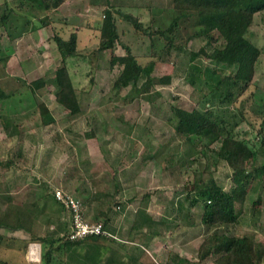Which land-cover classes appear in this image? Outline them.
<instances>
[{
    "label": "rangeland",
    "instance_id": "obj_1",
    "mask_svg": "<svg viewBox=\"0 0 264 264\" xmlns=\"http://www.w3.org/2000/svg\"><path fill=\"white\" fill-rule=\"evenodd\" d=\"M4 1L0 0V16ZM8 1L17 5L14 0ZM114 7L137 15L151 29L166 28L179 15L172 0H67L59 12H42L40 15L45 19L52 17L51 25L14 39L7 35L3 37L0 55L5 54V57L0 59V87L8 96L0 99V112L19 123L22 132L9 136L0 120V156L15 161L9 167L0 168L1 187L3 191L10 189L18 204L38 200L41 205L47 203L32 227L23 224L20 228L6 229L1 226L0 233L23 240L30 239L34 233L50 236L67 233L70 229L69 211H58L59 207L51 198L54 189L62 187L82 199L91 191L113 194V219L109 223L116 229L119 225L133 223L137 209L146 206L158 221L152 227L162 230L163 234L158 236V245L162 248L167 244L165 239L162 240L163 236L174 231L170 229L180 224L191 225L186 232L190 236V245L185 247L187 251L184 253L189 256L188 264H216L212 256L202 261L199 258V246L211 233L249 232L264 246V180L257 181L244 202L238 205L240 214L234 223L205 224L202 221L204 204L199 202L191 206L186 198L185 183L192 180L198 170L212 171L227 190L232 186V169L227 161L219 159L211 147L191 144L174 127L176 116L172 105L191 109L208 89L207 78L218 65L203 56L191 58V52L204 44V40L194 34L201 29L196 14L180 18L179 28L172 33L175 41L185 43L187 36L192 37L182 50L171 48V51L163 52L154 73H170L173 78L168 84L152 86L153 92L159 90L161 94L148 100L143 95L128 96L130 86L114 87L121 66L116 64L110 68L112 53L109 49L99 53L100 26L105 12ZM117 19L120 29L129 31V34L122 35V39L134 46L142 62L150 60L152 52L163 51L167 42L163 36L143 34L130 21L121 16ZM251 29L252 39L264 48V10L256 13ZM56 30L65 38H69L72 32L78 34L79 53L67 58L81 101V111L76 114L56 100L52 85L42 87L36 93L31 88L34 79L51 77L62 64V55L53 38ZM152 41L156 44L154 49L151 48ZM218 44L222 45L221 41ZM115 52L123 54L126 50L117 43ZM220 66L224 73L236 68V65ZM255 78L259 87L249 109L256 126L244 122L241 128L249 129L259 145L261 120L257 114L264 111V54ZM39 99L46 102L58 122L43 123ZM90 130H94L96 136H88L86 133ZM193 139L196 141L197 136L194 135ZM170 152H175L172 162L166 158ZM44 194L47 196L43 199ZM133 196L123 209V203ZM259 198L261 202L257 205L254 202ZM105 209H108L106 203ZM89 211L88 217L92 219L93 210L89 208ZM191 219L194 224L189 223ZM148 229L145 228L147 234L139 237V244L148 239ZM4 242L0 245V256L8 259L10 264H42V244L38 258L31 259V243L38 241L28 243L25 248L21 241L10 245ZM136 247L140 249V246ZM175 249L178 253L182 251L180 246ZM141 250L140 257L143 258L154 260L153 254L158 255L157 262L154 260L152 264H166V249L158 250V254L154 251L152 254L150 246H141ZM66 255L68 252L61 254V260H65ZM260 264H264V257Z\"/></svg>",
    "mask_w": 264,
    "mask_h": 264
},
{
    "label": "trees",
    "instance_id": "obj_2",
    "mask_svg": "<svg viewBox=\"0 0 264 264\" xmlns=\"http://www.w3.org/2000/svg\"><path fill=\"white\" fill-rule=\"evenodd\" d=\"M66 1L14 0L17 5H11L8 0H5L1 4L0 51H2V40L5 35L10 39H14L28 31L51 25L52 17L45 19L40 18V15L42 12H59L61 5ZM172 1L179 15L166 28L160 29H151V26L142 22L137 15L126 12L121 8L108 9L100 26L98 50L99 53L107 49L111 51L110 68L116 64L121 66V71L114 80V87L130 86L128 96L131 98L143 95L148 100H153L155 94L160 95L161 92L159 90L153 92L151 90L152 86L158 83L168 84L173 78L170 73L163 75L154 73L159 66L163 52H169L171 48L182 50L186 46L185 43L192 37V35H189L186 37L185 43L177 44L173 34L180 26L179 20L189 14H196L197 23L201 29L195 31L194 34L201 37L204 44L199 50L191 52V58L195 59L198 56H203L218 65L211 70V74L207 78L206 85L208 89L201 94V98L197 100L191 109L177 104L172 105L173 113L176 116L174 127L177 133L191 144L211 147V150L216 152L219 159L227 161L232 169V186L227 190L212 171L198 170L195 171L194 178L187 180L185 183L186 198L190 200L191 206L199 202L204 204L202 221L205 224L234 223L240 214L238 205L240 206L244 202L257 181L264 180V111L257 114V117L261 120L258 128L259 145L250 135L249 129L241 128L244 122L249 123L251 127L256 126L249 107L250 104L254 103L256 89L259 87V81L255 76L261 57L264 54V48L252 39L253 32L251 28L255 22L256 13L264 10V0ZM118 16L130 21L133 27L143 34L149 36L159 34L167 39L163 51L152 52L151 59L145 63L142 62L137 52H135L134 46L122 39V35L129 34V31L120 29ZM53 38L62 55V64L56 68L51 77L34 79L31 82V88L36 93L42 87L52 85L56 100L69 109L71 113L76 114L81 111V101L78 88L68 67L67 58L79 53L78 34L72 32L69 38H65L56 30ZM219 41L222 45L218 44ZM117 43L125 48V53L117 54L115 52ZM155 47L156 44L152 41L151 48L154 49ZM4 57L5 54L0 55V59ZM220 64L236 65V68L229 73H224V69ZM7 96L6 92L0 87V99ZM38 108L45 125L57 121L44 100L39 99ZM170 118L173 119L172 116ZM0 120L9 136L22 132L21 125L14 122L10 115L0 112ZM86 134L90 137L96 136L94 130H90ZM194 135L197 136L196 141L193 139ZM174 155L175 152H170L166 156L167 160L172 162ZM261 156L263 159H260ZM14 162V158L4 160L0 156V168L9 167ZM1 182L0 227L20 228L23 224L32 227L36 218L44 211L47 202H44V205L40 204V200L18 204L10 194V189L2 190ZM46 196L44 194L41 197L44 199ZM149 196L150 193L147 194V197ZM51 198L54 200V204L59 207V209L57 208L58 211L66 209L54 193ZM112 198L113 194L99 190L93 192L88 198H80L84 218L89 221L103 220L104 227L112 235L97 234L71 239L68 236V231L61 236L34 233L30 239L23 240L16 236H7L0 233V245L4 241L7 245L21 241L22 247L25 248L28 243L38 241L43 245L42 264H54L55 261H59L57 258H60L61 254L67 252L69 245L80 243L85 239H115L114 228L109 223L113 219L112 207L114 201ZM133 198L134 196L123 203V209ZM93 201L98 204L95 207H92V205L89 207L93 210L92 219H90L88 217L90 211L89 209L86 211V207ZM260 202L259 198L254 203L258 205ZM105 203L108 209H105ZM117 205L121 207L119 202ZM155 223L157 224L158 221L147 210L146 206L145 208L140 206L137 209L133 226L140 229L149 228V234H160L161 231L158 228L152 227ZM189 223L194 224L195 222L191 219ZM142 233L147 234L145 231ZM211 256L216 264H260L264 257V246L253 233L249 232L236 234L211 233L204 238L199 246V258L202 261ZM0 264L10 263L8 259L0 256Z\"/></svg>",
    "mask_w": 264,
    "mask_h": 264
},
{
    "label": "crops",
    "instance_id": "obj_3",
    "mask_svg": "<svg viewBox=\"0 0 264 264\" xmlns=\"http://www.w3.org/2000/svg\"><path fill=\"white\" fill-rule=\"evenodd\" d=\"M50 108V107H49ZM51 110V109H50ZM53 116L56 118V122H58L57 116L52 112ZM54 123V122H53ZM51 123V124H53ZM68 130H70V127H68ZM96 192V191H95ZM87 194V193H85ZM88 194H90L88 196ZM86 196H84L83 199L90 197L93 194V191L88 193ZM76 196L80 197L79 195L75 194ZM98 203L96 201L91 202V204L86 207V209H89V207L92 205V207H95ZM70 223V220H69ZM195 227V226H192ZM6 229H14L10 227H5ZM145 228H136L133 226V223L126 225L123 224L122 226L119 225L116 228H114L115 231V239H109V238H100V239H85L81 241L80 243L69 245L67 248L68 255H66L65 260H61V257L59 258L58 263L59 264H147V261H149V264L157 262L158 255H154L152 251L157 252L158 250H165L167 252L165 254V263L166 264H188L189 263V256L186 253L187 249L186 246L190 245V236L189 233H186L191 228V225L187 224H180L172 229L174 230L171 234L168 233V236H163L162 240L165 239L167 241V244H165V248H162V245H158V236H160L162 233V230L160 234H149L148 239L142 241V243L139 244L138 240L139 237L145 235L142 233L145 231ZM116 234H118V237ZM175 234V235H174ZM124 236V237H121ZM173 237V238H172ZM176 237L175 241L174 238ZM199 237V236H198ZM118 238V239H117ZM170 238V239H168ZM154 243V244H153ZM136 246H140L136 247ZM141 246L144 248H147V246L151 247L150 252L153 254L154 260L150 258H146L144 256L140 257L141 253ZM159 246V247H158ZM182 248V251L177 252V250L174 248L179 247ZM186 250H183V249ZM163 250V251H164ZM176 251V252H174ZM158 254V252H157ZM153 261V262H152ZM128 262V263H127ZM57 263V261H55Z\"/></svg>",
    "mask_w": 264,
    "mask_h": 264
},
{
    "label": "built area",
    "instance_id": "obj_4",
    "mask_svg": "<svg viewBox=\"0 0 264 264\" xmlns=\"http://www.w3.org/2000/svg\"><path fill=\"white\" fill-rule=\"evenodd\" d=\"M54 195L59 201L63 203V205L69 211L70 230L68 232V236L71 239H79L88 235L97 234L112 235V233L104 227V223L102 221H89L84 218V215L82 213V200L75 194L67 191L62 187H56L54 189ZM40 252L41 243H31V259L36 260Z\"/></svg>",
    "mask_w": 264,
    "mask_h": 264
},
{
    "label": "bare ground",
    "instance_id": "obj_5",
    "mask_svg": "<svg viewBox=\"0 0 264 264\" xmlns=\"http://www.w3.org/2000/svg\"><path fill=\"white\" fill-rule=\"evenodd\" d=\"M40 255V254H39Z\"/></svg>",
    "mask_w": 264,
    "mask_h": 264
}]
</instances>
